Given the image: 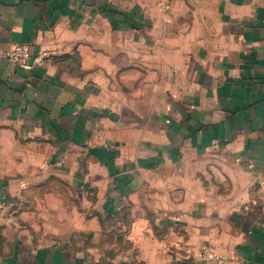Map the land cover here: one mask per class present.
Returning a JSON list of instances; mask_svg holds the SVG:
<instances>
[{
    "label": "crops",
    "instance_id": "1",
    "mask_svg": "<svg viewBox=\"0 0 264 264\" xmlns=\"http://www.w3.org/2000/svg\"><path fill=\"white\" fill-rule=\"evenodd\" d=\"M203 246L264 264V0H0V264Z\"/></svg>",
    "mask_w": 264,
    "mask_h": 264
},
{
    "label": "built area",
    "instance_id": "2",
    "mask_svg": "<svg viewBox=\"0 0 264 264\" xmlns=\"http://www.w3.org/2000/svg\"><path fill=\"white\" fill-rule=\"evenodd\" d=\"M169 1L170 0H159L162 11L167 10ZM52 55V51L40 50L38 52H33L32 49L27 46H16L7 53L9 58L29 68L37 67ZM193 264H240V261L234 256L224 255L208 246H203L199 251L198 258Z\"/></svg>",
    "mask_w": 264,
    "mask_h": 264
}]
</instances>
